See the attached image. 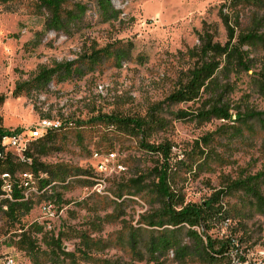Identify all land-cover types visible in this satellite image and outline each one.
Masks as SVG:
<instances>
[{
  "label": "rangeland",
  "instance_id": "rangeland-1",
  "mask_svg": "<svg viewBox=\"0 0 264 264\" xmlns=\"http://www.w3.org/2000/svg\"><path fill=\"white\" fill-rule=\"evenodd\" d=\"M244 2L115 0L118 22L101 24L92 9L83 29L69 38L43 34L45 17L31 12L29 0L15 3L14 11L0 7L1 127L25 133L42 120L60 125L52 132L57 134L54 149L41 158L46 173L33 175L38 185L33 188L45 191L17 223L0 211V264H229V259L207 262L190 256L192 250L151 259L153 234L164 231L146 223L159 207L151 173L160 159L140 148V136L100 118H144L154 106H161L156 116L164 125L150 142L173 146L170 170L184 203L201 206L222 193L208 223L215 248L228 249L240 264H264V202L234 187L264 176V95L256 86L258 69L231 78L230 99L261 117L231 123L179 120V110L191 116L200 105L167 101L186 82L191 67L186 53L198 45L203 25L216 26V41L225 45L220 12L233 18L232 10L242 15L255 11ZM252 58L264 62L262 48ZM66 66L78 73L64 81L59 73L46 89L35 83L40 70ZM34 142L23 155L10 151L7 159L29 167L22 159ZM110 154L115 159L102 172L99 164ZM1 167L8 171L5 161ZM29 171L19 170L13 180ZM42 180L50 184L41 188ZM255 184L264 200V177ZM164 229L171 242L192 249L187 230ZM23 234L33 244L26 250L19 247Z\"/></svg>",
  "mask_w": 264,
  "mask_h": 264
},
{
  "label": "trees",
  "instance_id": "trees-1",
  "mask_svg": "<svg viewBox=\"0 0 264 264\" xmlns=\"http://www.w3.org/2000/svg\"><path fill=\"white\" fill-rule=\"evenodd\" d=\"M21 0H0V7L5 10L14 11L12 6ZM30 9L34 15L45 17L44 32L54 33L66 38L73 36L85 26L86 15L95 10L101 24L118 22L121 12L115 10L113 2L115 0H29ZM250 5L253 12L243 14L232 10L229 17L223 11L220 12V21L225 29L227 42L225 45L216 41L218 29L214 25L204 24L198 34V45L186 53V57L191 62V67L186 75L184 85L175 90L168 98L171 106L184 104H199L191 116L187 111L179 110L176 114L179 120L191 118L193 122L204 123L211 120L231 123L241 119H254L262 114L254 112L249 108L243 109L238 104H233L231 95V78L239 80L242 75L258 69L256 72V86L264 95V62L255 63L252 58L253 51L262 48L264 51V0H245L244 4ZM252 5V6H251ZM230 24V22H232ZM118 61H122L124 56L118 55ZM94 62V61H93ZM62 73L61 81L71 78L78 73L71 70L70 66L61 67L57 70L42 69L38 73L35 83L40 89H46L53 81V78ZM3 100H0L2 103ZM161 106H154L144 117L118 119L116 116H102V122L107 121L110 125H122L132 133L141 137L140 148L152 158L160 159L155 163L157 167L152 171L154 176V193L157 196L159 207L155 214L146 219L147 226L151 229L166 230L172 228L177 231L187 230L186 237L192 243L191 247H182L178 243L171 242L163 233H156L150 241L151 259L158 261L156 256L167 254L173 251L178 257L192 250L191 255L198 256L207 262H215L217 259H228V249H216L215 241L208 237L210 230L209 221L213 218V205L218 202L222 193L215 194L212 199L204 205L185 204L176 190V184L170 170L173 146L164 141L161 144L150 142L154 134L164 125L163 120L156 116ZM244 110V111H243ZM57 134L48 133L44 138L34 142L31 153L27 154V159L31 160L28 165H13L9 158L5 161L7 170L4 171L0 164V175L9 173L13 177L19 170L29 168L27 175L38 176L40 172L45 174L46 165L41 158L46 157L56 145ZM25 173V172H22ZM258 174L254 178H249L245 182H238L235 189H244L247 194L259 202H264L262 197L254 189L255 182L263 178ZM1 184V183H0ZM50 184L46 180L41 181V188ZM40 189V188H39ZM45 190H40L44 192ZM1 197V193H0ZM60 197H58V201ZM32 202V201H31ZM31 202L23 200L21 191L14 187L12 201L0 202V209L4 210V203H8L7 210H0L4 218L17 223L22 215L31 210ZM23 213V214H22ZM201 230L202 232H198ZM58 239L56 244L60 248ZM27 246H32L28 234H23L19 242L20 250H26ZM185 264V263H182Z\"/></svg>",
  "mask_w": 264,
  "mask_h": 264
},
{
  "label": "built area",
  "instance_id": "built-area-1",
  "mask_svg": "<svg viewBox=\"0 0 264 264\" xmlns=\"http://www.w3.org/2000/svg\"><path fill=\"white\" fill-rule=\"evenodd\" d=\"M53 127L58 126H49V125H36L35 127L29 129L27 132L21 131H6L1 127L0 122V164L6 161L10 151H15L18 153V156L23 155L30 142L38 141L42 137V131H53ZM22 159V158H21ZM115 159L114 154H110L105 158V161L100 162L99 168L102 172L107 171V166L110 161ZM25 164H30V159H22ZM106 162V163H105ZM0 193L1 197L13 196L14 187L21 191L22 196L24 195V189L27 186L37 187L36 180L33 175H27V172L21 173L17 178V181L13 180V177L9 173H2L0 175ZM34 200V199H33ZM7 210V206H4V211ZM227 258L230 260L229 264H240L238 259H235L232 254L228 253ZM7 264H11L8 262ZM248 264V263H242Z\"/></svg>",
  "mask_w": 264,
  "mask_h": 264
},
{
  "label": "bare ground",
  "instance_id": "bare-ground-1",
  "mask_svg": "<svg viewBox=\"0 0 264 264\" xmlns=\"http://www.w3.org/2000/svg\"><path fill=\"white\" fill-rule=\"evenodd\" d=\"M37 125H49V126H58L59 124L57 122H53L50 120H42L40 121ZM59 130V127H53V131H42V138L45 137L50 132H56ZM43 192H40V190H35L33 186H27V188L24 189V195H23V200L25 201H33V199L37 196H40ZM4 201H12V196H5V197H0V202Z\"/></svg>",
  "mask_w": 264,
  "mask_h": 264
}]
</instances>
